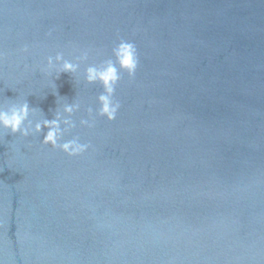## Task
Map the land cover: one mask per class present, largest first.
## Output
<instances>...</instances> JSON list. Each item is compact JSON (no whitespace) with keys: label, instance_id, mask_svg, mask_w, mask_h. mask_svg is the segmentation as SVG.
<instances>
[{"label":"water","instance_id":"water-1","mask_svg":"<svg viewBox=\"0 0 264 264\" xmlns=\"http://www.w3.org/2000/svg\"><path fill=\"white\" fill-rule=\"evenodd\" d=\"M120 39L108 121L83 76ZM83 49L54 89L47 57ZM23 99L33 127L79 103L64 139L90 148L4 134L0 264H264V0H0V106Z\"/></svg>","mask_w":264,"mask_h":264},{"label":"clouds","instance_id":"clouds-1","mask_svg":"<svg viewBox=\"0 0 264 264\" xmlns=\"http://www.w3.org/2000/svg\"><path fill=\"white\" fill-rule=\"evenodd\" d=\"M21 51L27 52L28 49L24 47ZM91 51V49L80 50L79 55L75 56V62L73 59L65 58L62 52H57L54 57H47L46 65L41 68V71L46 75L54 76L52 87L56 89L55 79H59L61 73H76L81 63L88 60ZM138 64L139 57L136 45L124 39H120L112 48V57L103 60L99 65L88 64L84 70V82L89 85L99 84L102 88L101 93L97 96L99 107L96 109V116L106 118L108 121L116 119L121 107L120 102L114 98L116 87L121 80L122 73H127L130 78L135 76ZM53 94L57 95V98L59 97L55 91ZM79 109L80 104L77 102L64 103L62 112L57 110L53 119L45 118L41 122H36L33 127L32 122L29 121V113H34L38 109L30 108L27 99H23V102L14 104L8 109L0 106V141H2L4 134H19L20 137L27 138L47 129L40 141L43 145L59 149L69 157L80 156L90 148V144L80 142L78 136L64 139V136L76 127V123L71 117ZM87 113L88 118L81 119L79 124L83 127L93 128L95 126L93 109L88 108ZM13 151L16 149L13 148Z\"/></svg>","mask_w":264,"mask_h":264}]
</instances>
